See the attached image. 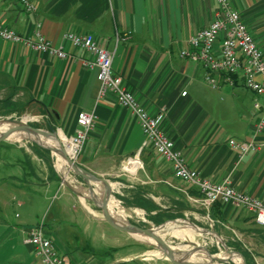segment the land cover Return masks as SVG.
Masks as SVG:
<instances>
[{"label": "crops", "instance_id": "0c3cea01", "mask_svg": "<svg viewBox=\"0 0 264 264\" xmlns=\"http://www.w3.org/2000/svg\"><path fill=\"white\" fill-rule=\"evenodd\" d=\"M32 1L35 11L26 13L16 1L0 0V20L24 36L39 32L62 45L68 57L53 58L0 39V107L36 112L67 135L74 133L79 111L93 110L95 125L75 162L107 179L124 207L152 224L156 218L161 223L173 220L168 216L205 220L230 240L238 239L252 252L254 264H264V226L256 224L243 207L220 204L219 221L191 200L199 195L196 187L175 176L171 163L150 146L142 147L144 136L137 119L114 95L96 101V71L81 63L90 54L62 38L67 31L91 33L112 52L113 73L122 76L151 114L162 115V129L190 168L213 182L228 175L236 190L264 202V149L237 160L228 145L230 138H263L262 133L255 134L259 112L253 103L263 105L264 97L247 89L238 76L232 86L216 76L219 86L211 87L204 80V67L179 55L187 39L214 19L216 0ZM228 1L264 57V0ZM124 34L128 35L121 39ZM219 46L220 39L217 51ZM137 151L142 166L134 173L122 171V162ZM2 167L8 171L0 175V264H42L27 242L35 225L54 240L67 264H173L145 259L117 262L121 259L112 253L116 246L97 249L95 244L102 219L96 220L73 190L60 189L56 175L48 174L45 184H39L18 175L7 163ZM47 188L54 193L60 190L62 196L50 217L37 220L32 207ZM22 207L27 209L23 216L17 210Z\"/></svg>", "mask_w": 264, "mask_h": 264}, {"label": "built area", "instance_id": "2783aa9c", "mask_svg": "<svg viewBox=\"0 0 264 264\" xmlns=\"http://www.w3.org/2000/svg\"><path fill=\"white\" fill-rule=\"evenodd\" d=\"M14 1L26 13H33L36 9L32 0ZM216 3L214 19L207 27L187 39V47L180 50L179 55L201 64L205 69L204 80L211 87L219 86L216 76H221L223 82L230 86L234 84V78L238 76L247 89L257 96L264 97V57L260 47L249 33L239 12L231 7L229 1L216 0ZM127 35L124 34L120 38L124 39ZM62 38L74 47L81 48L90 54V57L82 59L81 63L86 68L96 71V78L99 82L96 101L99 102L109 93L114 95L116 102L137 119L144 136L142 147L150 146L156 154L171 163L175 176L184 183L196 187L199 195L191 197V200L206 210H209L214 203H230L243 207L253 214L256 224L264 226V202L236 190L231 185L228 175L219 182H213L202 177L197 170L187 165L181 152L175 148L173 140L162 129V115L151 114L135 98L122 76L113 73L110 50L102 46L91 33L67 31L63 33ZM0 39L25 46L53 58L68 57L62 45L54 44L39 32L35 37L24 36L6 26L1 20ZM218 39H220V46L217 51L215 44ZM253 107L259 112L254 128L255 134L262 133L263 138L253 137L243 140L230 138L228 145L236 152L237 160L264 149V104L256 101ZM96 118L93 110L79 111L76 116L74 133L67 135L62 132V146L74 162L93 129ZM139 155L140 151H137L128 156L121 164L122 171L134 173L137 168H140L142 164ZM27 242L33 246L42 264H67L54 240L44 235L42 226L35 225L29 229Z\"/></svg>", "mask_w": 264, "mask_h": 264}, {"label": "rangeland", "instance_id": "374dc122", "mask_svg": "<svg viewBox=\"0 0 264 264\" xmlns=\"http://www.w3.org/2000/svg\"><path fill=\"white\" fill-rule=\"evenodd\" d=\"M0 96L2 94L0 93ZM27 115L28 120L25 122L26 124H29L33 127L42 129V130H49L50 126L48 123V120L36 112L27 110L25 112L20 110H14V108H3L0 107V122L4 121L6 118L11 119H17L22 120V117ZM7 122V121H6ZM6 123H0V126L3 127ZM11 125V124H10ZM36 125V126H35ZM12 126V125H11ZM54 129H56L57 134L56 135H48L44 136V138L50 139V140H56L59 143L60 138L58 137V128L54 126ZM61 132H63L61 130ZM64 133V132H63ZM54 147V146H53ZM59 147V146H58ZM35 148H41L45 149L42 146H40L37 142L22 138L18 141H11L8 139H4L0 141V175L5 174L8 170L4 169L2 165L4 163H7V166H9L10 169H13L14 171H17L18 175L28 178L29 180L38 181L39 184L44 182L47 178V175L50 174V170L48 169L49 166H51L54 174L56 175L59 183V188L62 190H67L70 188L71 190L76 191L75 194L79 196V200H81L87 207L91 208V211L94 214V218L96 220H101L103 222V229L102 230H95V232H100V238H96L95 244L97 245V249L99 247H102L103 245H110V246H116L117 250L112 251L113 254H115L118 259H125V260H131L134 257H138L139 259H145L147 262H154V261H164L169 262V260L163 255L161 252V246L158 243L152 242L144 237H138L131 235L129 232L121 231L118 229H114L111 225H109L104 219L101 212V209L98 206H95L94 200L91 199L90 196H82L83 194H91L89 191V187L92 188L93 194H97V200H100L103 184L100 182H89V184H84L79 179V176L75 174L71 169L69 165H66L64 162H66L65 158L63 161V165H65L64 172L60 170L58 167V160H61V155H57V153L54 152H42V156L40 157L35 154ZM60 166V165H59ZM15 168V169H14ZM17 169V170H16ZM33 170L34 173H29V171ZM23 173V175H22ZM65 174V178H64ZM43 184V185H44ZM93 185V186H92ZM112 186V185H111ZM97 189V190H96ZM89 191V192H88ZM51 189L45 190L43 189L41 192V197H37V201L34 202V205L32 207V214L33 216L37 215L36 219L41 220L45 219L47 217H50L52 213L56 211V205L59 202L62 194L60 190L56 193H54ZM54 193V194H53ZM82 194V195H81ZM83 197V199L81 198ZM113 198H118L112 193ZM110 197V198H111ZM40 198V201H39ZM99 198V199H98ZM119 204L123 207L124 212L126 213V220L129 223H135L137 225H142L144 227H153L158 226L159 224H152L150 222L146 221L145 217H142V215L136 216L134 215L131 210L124 207L120 201L118 200ZM18 212L23 216L25 214V211L27 210L24 208H18ZM9 214L14 217V212H9ZM115 218V217H113ZM116 219V218H115ZM177 220L187 221L191 225L204 230L205 232H201L199 236H196L194 238L196 244L191 243L188 241L186 237L182 234H177L175 236L166 235L163 239L169 244L172 251L178 250V249H188V248H194V246L204 249L206 252L215 255L221 259H223L226 255L220 253L221 251H226V249H230L231 251L236 252L232 248H229L226 245V240H230L229 236L219 231L214 226H209L208 222L203 221H196L190 216L188 217H180L175 218ZM175 221V220H173ZM171 222V221H166ZM164 222V223H166ZM77 229V227H75ZM78 234L80 233V229L78 228ZM207 231H215L217 235L207 232ZM92 234V237H94V233ZM81 238L83 236L81 235ZM224 243V245H223ZM201 254L206 256V254L201 250L199 251ZM208 257V256H207ZM132 259V261H129L131 263L133 262H140L139 259ZM209 259V262L211 264H235L233 262V259H236V263H241L240 260L237 257H233V259H227V260H221V259ZM144 261V262H145ZM188 261V258L185 260Z\"/></svg>", "mask_w": 264, "mask_h": 264}, {"label": "bare ground", "instance_id": "6f19581e", "mask_svg": "<svg viewBox=\"0 0 264 264\" xmlns=\"http://www.w3.org/2000/svg\"><path fill=\"white\" fill-rule=\"evenodd\" d=\"M20 120V119H19ZM28 120V116L25 115L22 117V122L25 123L26 121ZM0 123H6L4 124L3 127L0 126V133L2 132H5L6 130H8L9 128H11V125L10 123L8 122H4V121H1ZM62 133L58 134V137L60 138V142L62 140ZM22 138H25V139H29V140H32V141H35L43 146H47V147H52V148H58L59 146V142L56 141V140H50V139H47V138H44L43 135L37 133V132H34L33 130L31 129H25V130H16V131H13L11 132L7 139L8 140H11V141H18ZM62 145V142L60 143ZM54 146V147H53ZM59 153L57 152V155ZM61 155V154H59ZM64 156L61 155V160H58V167L60 168V170L62 172H64V167L65 165H63V161L64 159H62ZM66 160V159H65ZM66 165H68V162L66 160V162H64ZM60 165V166H59ZM65 173V172H64ZM64 178H65V174H64ZM93 186V185H92ZM97 190V189H96ZM89 192V191H88ZM101 194V193H100ZM82 195V194H81ZM97 195V194H96ZM82 196H90L91 197V194H83ZM102 196V195H101ZM96 199H97V196H95ZM83 199V197H81ZM99 199V198H98ZM101 199V198H100ZM99 201V200H98ZM100 202V201H99ZM107 207H108V210L110 212V214L115 217L113 218L115 220L116 223L118 224H127V220H126V213L124 212L123 210V207L119 204L118 200L111 197L109 198V201L107 203ZM153 231L161 236L162 238H164L166 235H170V236H175L177 234H182L184 235V237H186L188 239L189 242L191 243H194V245L196 244L194 238L196 236H199L200 233L202 232L201 229L191 225L189 222L187 221H182V220H176V221H171V222H166L165 224L161 225V226H158V227H155L153 226ZM131 235H134V236H138V237H144V238H147L148 240L152 241V242H155L157 243L155 240H153L152 238L146 236L145 234H143L141 231H138V230H133L131 232H129ZM203 251L206 256H204L203 254H201L199 251ZM161 252L163 253V255L165 256V253H164V249L161 247ZM174 252V255L177 259H180V260H186L188 258L189 262H193V263H205V264H211L209 262V259L208 257L210 258V254L208 252H206L204 249L202 248H199L194 246V248H188V249H185V248H182V249H178V250H175L173 251ZM222 254L226 255L223 259L215 256H214V259H221V260H227V259H233V257H239L240 258V262L241 263H236V264H242V260H241V257L238 253L236 252H231V253H228L227 250L224 252V251H221ZM208 256V257H207ZM166 257V256H165ZM211 259V258H210ZM224 260V261H225Z\"/></svg>", "mask_w": 264, "mask_h": 264}, {"label": "water", "instance_id": "95a60500", "mask_svg": "<svg viewBox=\"0 0 264 264\" xmlns=\"http://www.w3.org/2000/svg\"><path fill=\"white\" fill-rule=\"evenodd\" d=\"M5 121L10 123L12 126H11V128L6 130L5 132L0 133V141L7 139L8 135L11 132L16 131V130L31 129L34 132H37L43 136L56 135L57 134L56 129H53V128H50L49 130H42V129L33 127L29 124L23 123L21 120L11 119V118H6ZM39 145L42 146L43 148L51 151V152H54V153L58 152L59 154L64 156V158L68 162V165L70 166V169L75 174H77L79 177H81L83 180H85L87 184H89V182H91V181L100 182L103 184L104 188H103V192H102V197L99 200L100 202L96 199L95 194H93V190L91 187H89V191L91 193V199L94 200V202L97 204V206L101 209L103 219L108 224H110L112 227H114L118 230H121V231H125V232H131L133 230L141 231L143 234L152 238L158 244H160V246L164 249V253H165L166 258L170 262H172L173 264H205V263H193V262H188V261L177 259L174 255V252L171 250L169 244L161 236L157 235L153 231L152 227L139 226L135 223H129V222L127 224H124V225L116 223L115 220L113 219V216L110 214L108 207H107V203L109 201V198L112 196V188H111L110 182L103 177L96 176L92 172L88 171L87 169L83 168L82 166H80L79 164H77L76 162L71 160L68 157V155L66 154L64 147L60 143H59L58 148L47 147V146H43L41 144H39ZM74 192H76V191H74ZM173 220L176 221L177 219H173ZM173 220H168V221H173ZM163 224H165V223H161L158 226H161ZM158 226H156V227H158ZM202 232H205V231L202 230ZM207 232H210V233L217 235V233L215 231H207ZM223 245H224V243H223ZM226 250L228 253L233 252L230 249H226ZM236 253H238L240 255L241 260H242V264H246L245 258L239 252L236 251ZM136 258H138V257H134L132 259H136ZM210 258L214 259V256L212 254H210ZM123 261H125V259L118 260L117 262H123Z\"/></svg>", "mask_w": 264, "mask_h": 264}, {"label": "trees", "instance_id": "16d2710c", "mask_svg": "<svg viewBox=\"0 0 264 264\" xmlns=\"http://www.w3.org/2000/svg\"><path fill=\"white\" fill-rule=\"evenodd\" d=\"M6 100L8 101L9 99H6ZM49 126H50V128H53L54 129L53 126H51V125H49ZM43 151L49 152V150H47V149H41V148H39V149L38 148H35V151L34 152L38 156L43 157L42 156L43 155L42 154ZM49 170L52 173V175L55 176V174H54L51 166H49ZM209 215H210V217L212 219H217L219 221H222L221 220L222 219V215H221V210H220V203H214V204H212V206L209 209ZM174 218H176V217L175 216H168V219H174ZM154 220H155L156 224H160L161 223V219L160 218H156ZM139 226H142V225H139ZM225 243H226V245L229 248H232L233 250L239 252L245 258L246 264H254L252 252H250L249 250H247L238 239L233 238L232 240H226ZM113 250H115V249H113ZM237 258L240 260L239 257H237ZM236 261H238V260L233 259V262L235 264H236Z\"/></svg>", "mask_w": 264, "mask_h": 264}]
</instances>
